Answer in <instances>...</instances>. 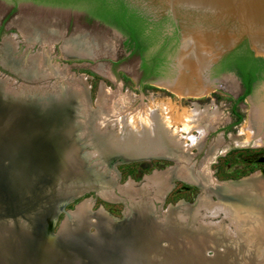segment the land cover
Returning <instances> with one entry per match:
<instances>
[{"label":"rangeland","instance_id":"374dc122","mask_svg":"<svg viewBox=\"0 0 264 264\" xmlns=\"http://www.w3.org/2000/svg\"><path fill=\"white\" fill-rule=\"evenodd\" d=\"M0 22V141L5 107L10 110L8 99L13 94L54 98L61 89L72 90L75 82L82 98H75L69 111L74 115L78 110L76 123L82 137L97 129L96 117L103 104L115 113L169 98L181 107H192L194 102L203 109L207 106L211 113L204 121L206 133L199 146L182 144L181 155L126 160L111 156L107 161L99 155L84 163V169L95 171L100 178L111 177L114 197L101 195L92 183L73 191L68 180L59 179L57 165L50 166L60 154L54 148L60 151L77 143L74 128L67 129L65 136L57 129H33L30 134L35 139L45 136L40 148L47 152L36 155L40 166L33 169L16 160L18 168L11 175L0 169V264H264V144L255 143L248 132L250 111L259 102L209 91L178 97L155 79H141L102 31L1 5ZM76 41L91 45L92 53L66 54L64 47ZM33 62L46 65L45 71L38 75L22 71ZM13 108L16 115L29 119L38 113ZM235 113L241 116L238 121ZM110 117H104V125L113 130ZM48 136L57 144L52 149L45 145ZM4 158L0 168L8 162ZM184 168L196 173L204 170L215 184L235 180L248 183L255 191L246 195L221 191L224 196L220 197L213 187L179 176ZM258 170L260 174L242 179ZM171 171L161 194L151 183L138 195L120 190L128 181L140 189L145 181L151 182L146 176ZM220 203L229 205L235 217H225L221 211L213 215ZM196 210L200 216L189 220L187 216ZM202 219L217 221V225L200 227Z\"/></svg>","mask_w":264,"mask_h":264},{"label":"water","instance_id":"95a60500","mask_svg":"<svg viewBox=\"0 0 264 264\" xmlns=\"http://www.w3.org/2000/svg\"><path fill=\"white\" fill-rule=\"evenodd\" d=\"M0 5L105 32L142 77L168 90L177 84L197 89L185 96L204 90L264 105V0H0ZM19 104L10 107L35 111ZM21 157L28 166H40L25 153Z\"/></svg>","mask_w":264,"mask_h":264},{"label":"bare ground","instance_id":"6f19581e","mask_svg":"<svg viewBox=\"0 0 264 264\" xmlns=\"http://www.w3.org/2000/svg\"><path fill=\"white\" fill-rule=\"evenodd\" d=\"M91 49H92L91 45L82 41H76L72 45H69L68 47H64L65 53L70 55L90 54L92 53ZM45 67L46 65L43 64L40 65L39 62L38 63L33 62L32 65L26 64L25 66H23L24 69L22 71L23 72L25 71L30 75H38L40 73L42 74V71H45L44 70ZM56 69L54 71L57 72L58 69L57 70ZM77 84L78 83L76 82L72 84V90L61 89V91L54 98H50V97H44L43 99L38 97L30 98V96L21 93L19 95L13 94V98L8 99L9 102L12 101L13 99L16 101L15 102L16 104L10 102V104H12V106L14 107L19 106L21 108L19 104L20 102L23 103L24 105L30 104L31 106H34L35 110L38 111L36 115L38 114L39 115L38 116L34 115L35 118H30V119L26 117L28 115L16 116V110H14L15 111L14 112L11 109V107L10 110L7 107H5L6 111H5V115L3 116L4 131H3L2 139L0 141V162L4 157H5L4 159H6L7 157L8 162L6 163L5 167L0 168L2 169L1 173L5 172L11 175L14 168L17 167L15 165V161L17 160L19 163H23L22 160L24 159L21 157L22 153H25L27 159L31 158V160H34L35 162L38 160L36 158V155L40 153H42L43 155L46 154L47 152L46 149L40 148L42 144L40 139H43L45 136L40 135V139L38 138L35 139V137L31 136L32 134H30V132L33 129H37V130H42V128L43 129L45 128V130L46 128L47 130L57 129L62 136H65L66 135L65 131H67V129L74 128L73 134L75 136V140L77 141V143L73 145L70 144L68 147H64L60 151H57L58 148H54L55 145L57 144L54 141H52V138L50 136L47 137L48 142L45 144L46 148L47 149L54 148L53 151H56L58 153L60 152V154H58V159L50 161V166L57 165V168L59 169L58 172L60 175L59 179H61V181L68 180L67 184L72 186L71 190L73 191L75 190L78 191V189H80L81 187H84L87 184L89 185L90 183H92L94 185H97V189L99 190V193L101 195H104L106 197L107 196L110 197L112 195L114 197V192L112 191L114 187L113 186L114 181L111 179V177L110 178L108 177L109 178L108 179L104 175L105 178L104 177L100 178V176L97 175V173L95 174V171L94 172L92 170L88 171L84 169L85 167L83 168L84 163L86 162L88 163L89 159H92L93 156L95 157L100 155L99 158H102L106 161L111 156L119 157L117 158V160L119 159L126 160L136 157L141 158V156L146 157V156L158 155V154L177 156L178 153H180L181 151L180 150L181 147L179 146H182V144H186V146L188 147L199 146L201 139L206 133V128H205L206 124L204 121H206L205 119L209 115H211L210 111L207 109L208 108L207 106H205L203 109L200 108L197 105V103L194 102L192 104L193 105L192 107H181L178 104L174 105L175 102L171 101L168 98L167 100L164 101L152 100L146 107H141L138 110H129L125 108L124 110L117 111L115 113L112 112L113 110L111 109V107H109V105L105 103L106 106H104L103 104L102 112L100 113L98 118L96 117V121H98L96 126L97 129L94 130V133H89L87 134L86 137L84 136L85 137L84 138L82 137L83 136L81 133L82 131H80V127H79L80 124L76 123V118L78 117V110H76V113L74 115H71L69 111V107L74 106V99L79 96L80 99L82 98V94L79 89L80 87ZM169 90H172L174 93H176L178 97L185 96L183 93H195L197 91V89L195 88H191V87L186 88L185 86L177 85V84L170 87ZM68 91L70 92V94ZM204 92L205 91L203 90L201 94H203ZM194 96L197 95L194 94ZM22 109L27 113L31 112L33 114V111L29 110L28 106H22ZM106 116L109 117L111 116L109 118V123L113 126V130H111L112 128L108 129L107 126L104 125L106 124L104 122V117ZM65 117L67 118L64 119ZM0 120H2V118ZM248 120H249V124H248L249 136L252 139H254L253 141H255V143L264 144V105H257L256 107H254V109L250 111ZM86 146L90 147L91 150H88ZM39 148L42 150L41 151L38 150ZM182 150L184 151V149ZM181 154L183 153L181 152L180 155ZM46 163L47 161L45 162V164ZM0 165H2V163H0ZM30 166H32L33 169L38 168L34 165H30ZM41 171L51 172L50 169H41ZM200 171L201 173L198 172L196 173L191 170L189 171L187 168L186 169L184 168L183 170H181L182 173L179 176H183V177L185 176L187 178H191L193 181H195L197 184L203 187L208 185L213 187L214 193H218L220 197L224 196V194L220 193L221 191L228 192V194L229 192L231 193L237 192L245 195L251 193L253 194L252 191H255V189L252 186H249L248 183L242 184L240 181H235V180L220 181V182H216L215 184L214 183L215 180L210 176V174L202 173V171L204 170H200ZM77 172L79 173V176H75V173ZM259 172H260L259 170L253 172L249 176L242 177V179H248L250 176L260 174ZM65 173L66 175L70 174V177L65 178L64 177ZM171 173H173V171H171L170 173H164V172H161L160 174L154 173L146 176V178L148 180H151V182L145 181V183H143L140 189L133 188L130 181H128L127 183L128 187L126 185L122 189L120 188L119 189L124 194L130 196H132L133 194L138 195L139 193H144L145 189L149 188L148 186L151 183L152 184L151 188H153L154 186L155 187L154 190H156V192L158 191L157 192L158 194L159 193L161 194L162 190L166 187V185H168V182L170 181L168 180V175L170 176ZM45 174L44 176H46ZM253 206L256 207L257 204ZM217 209L218 210H216L213 213V215H217L218 212L221 211L224 213L225 217H229V216L235 217L233 214L234 211L229 205L227 206H222V204L217 205ZM198 214L200 216V213L198 212V210H196L195 212H193L192 217H190L189 215L187 217L189 218V220L191 219L195 220L197 219L196 216ZM184 216L185 214L183 213L180 214L182 221L185 218ZM199 222H200V227H204L205 225L208 226V224L213 226L217 223V221L204 222L203 219L199 220ZM77 223H81V222H77Z\"/></svg>","mask_w":264,"mask_h":264},{"label":"trees","instance_id":"16d2710c","mask_svg":"<svg viewBox=\"0 0 264 264\" xmlns=\"http://www.w3.org/2000/svg\"><path fill=\"white\" fill-rule=\"evenodd\" d=\"M238 100L241 99V98H237ZM235 117H236V120L238 121L240 119V114L239 113H235Z\"/></svg>","mask_w":264,"mask_h":264},{"label":"flooded vegetation","instance_id":"af4514ba","mask_svg":"<svg viewBox=\"0 0 264 264\" xmlns=\"http://www.w3.org/2000/svg\"><path fill=\"white\" fill-rule=\"evenodd\" d=\"M11 9H12V8H11ZM0 24H1V22H0ZM52 57H55V56L53 55ZM141 79H150V78H145V77H142V76H141Z\"/></svg>","mask_w":264,"mask_h":264}]
</instances>
